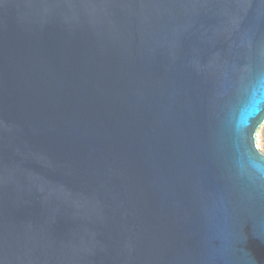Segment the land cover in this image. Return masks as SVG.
<instances>
[{
    "label": "water",
    "instance_id": "1",
    "mask_svg": "<svg viewBox=\"0 0 264 264\" xmlns=\"http://www.w3.org/2000/svg\"><path fill=\"white\" fill-rule=\"evenodd\" d=\"M264 0H0V264H264Z\"/></svg>",
    "mask_w": 264,
    "mask_h": 264
},
{
    "label": "rangeland",
    "instance_id": "2",
    "mask_svg": "<svg viewBox=\"0 0 264 264\" xmlns=\"http://www.w3.org/2000/svg\"><path fill=\"white\" fill-rule=\"evenodd\" d=\"M263 127H264V123L260 125V127L258 128L255 135V140H256V148L264 156V139L262 136Z\"/></svg>",
    "mask_w": 264,
    "mask_h": 264
},
{
    "label": "trees",
    "instance_id": "3",
    "mask_svg": "<svg viewBox=\"0 0 264 264\" xmlns=\"http://www.w3.org/2000/svg\"><path fill=\"white\" fill-rule=\"evenodd\" d=\"M262 136H263V139H264V127H263V130H262Z\"/></svg>",
    "mask_w": 264,
    "mask_h": 264
}]
</instances>
